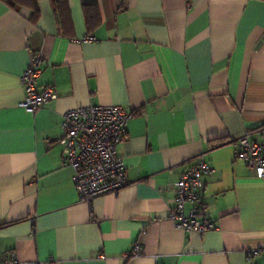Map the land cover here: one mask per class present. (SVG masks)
Instances as JSON below:
<instances>
[{
    "label": "crops",
    "instance_id": "0c3cea01",
    "mask_svg": "<svg viewBox=\"0 0 264 264\" xmlns=\"http://www.w3.org/2000/svg\"><path fill=\"white\" fill-rule=\"evenodd\" d=\"M36 54L57 97L30 113L20 78ZM88 105L132 112L117 148L128 184L82 202L59 140L64 112ZM245 131L262 142L264 0H0V264H264V177L236 158ZM199 156L213 168L202 234L168 218Z\"/></svg>",
    "mask_w": 264,
    "mask_h": 264
},
{
    "label": "built area",
    "instance_id": "2783aa9c",
    "mask_svg": "<svg viewBox=\"0 0 264 264\" xmlns=\"http://www.w3.org/2000/svg\"><path fill=\"white\" fill-rule=\"evenodd\" d=\"M86 36L83 41H94ZM44 61L39 54L33 56L31 63L21 75L25 97L19 106L35 113L57 95L52 88H40L38 79L42 75ZM132 112L121 106H84L67 110L62 115V164L74 171L73 181L80 201L92 199L124 188L128 182L118 146L127 138V125ZM250 131H245L234 140L237 147L236 158L259 178L264 177V138L250 140ZM213 173V168L203 156L195 159L193 165L184 171L173 184L175 206L168 213L176 230L206 233L214 229L211 220L203 217L200 196L204 190V178ZM191 208L186 210V205ZM138 246L131 255L138 256ZM256 252H248V258ZM12 258L14 257L11 254ZM11 264H16L14 259ZM45 264V263H38Z\"/></svg>",
    "mask_w": 264,
    "mask_h": 264
},
{
    "label": "trees",
    "instance_id": "16d2710c",
    "mask_svg": "<svg viewBox=\"0 0 264 264\" xmlns=\"http://www.w3.org/2000/svg\"><path fill=\"white\" fill-rule=\"evenodd\" d=\"M13 8H17L23 5H35L38 0H4ZM54 8L57 10L61 5L66 3V0H51ZM95 4H85L83 7L84 17L87 23L88 28L96 26L99 22L97 9Z\"/></svg>",
    "mask_w": 264,
    "mask_h": 264
}]
</instances>
